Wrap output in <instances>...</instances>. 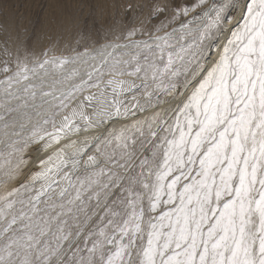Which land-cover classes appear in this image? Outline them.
Here are the masks:
<instances>
[{
    "label": "snow or ice",
    "instance_id": "snow-or-ice-1",
    "mask_svg": "<svg viewBox=\"0 0 264 264\" xmlns=\"http://www.w3.org/2000/svg\"><path fill=\"white\" fill-rule=\"evenodd\" d=\"M121 7L82 51L3 49L0 264H264V0Z\"/></svg>",
    "mask_w": 264,
    "mask_h": 264
},
{
    "label": "rangeland",
    "instance_id": "rangeland-1",
    "mask_svg": "<svg viewBox=\"0 0 264 264\" xmlns=\"http://www.w3.org/2000/svg\"><path fill=\"white\" fill-rule=\"evenodd\" d=\"M128 0H8L15 7L8 15L0 13V60L7 47L14 55L53 49L56 55H70L73 48L113 39L114 34L138 24L125 7ZM143 5L140 18L147 17L150 5L169 0H132ZM182 3L183 0H174ZM3 3V0H0ZM161 16L159 19H163ZM158 20L153 21V23ZM79 41V44H77ZM33 159L36 151L31 153Z\"/></svg>",
    "mask_w": 264,
    "mask_h": 264
}]
</instances>
